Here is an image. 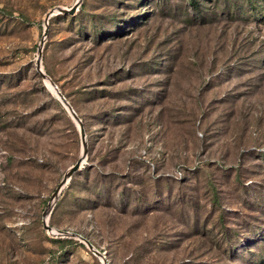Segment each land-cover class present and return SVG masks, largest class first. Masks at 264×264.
<instances>
[{"label":"rangeland","instance_id":"obj_1","mask_svg":"<svg viewBox=\"0 0 264 264\" xmlns=\"http://www.w3.org/2000/svg\"><path fill=\"white\" fill-rule=\"evenodd\" d=\"M104 262L264 264V0H0V264Z\"/></svg>","mask_w":264,"mask_h":264},{"label":"water","instance_id":"obj_2","mask_svg":"<svg viewBox=\"0 0 264 264\" xmlns=\"http://www.w3.org/2000/svg\"><path fill=\"white\" fill-rule=\"evenodd\" d=\"M80 6V2H78L74 8H72L71 10H65V9H61V8H57L56 10H53L51 11L48 15H47V18H46V23L49 22V20L54 16L56 15L55 12H57L58 14L59 13H63V14H71L73 15L76 11V9ZM47 36V32L44 33V37H43V40L40 44V47H39V51H38V55H39V58H38V63H37V70L39 72V74L41 75V77L45 80V81H48L51 86L55 89V92H56V95L58 96V98L60 99V101L62 102V104L66 107V109L69 111V113L71 114V116L76 120V122L79 124L80 126V130H81V137H82V141L84 143V146L85 145V142H86V138H85V131H84V125L81 121V119L78 117L77 113L74 111V109L72 108V106L70 105V103L67 101V99L64 97V95L60 92V90L58 89L57 85L55 84V82L43 71L42 67H41V60H42V55H43V50H44V45H45V38ZM79 167H80V162L77 163L73 168H71L67 174L65 175L63 181L61 182L59 188L57 189L56 191V194H55V197H57L62 189H64V187L67 185V183L69 182V179L74 175L75 172H77L79 170ZM48 212H46L45 216L47 215ZM45 229L51 233H54L53 229L45 224ZM60 234V236H63L64 233H58ZM68 234V233H66ZM74 236H77L79 237L81 240H83V242H85L89 248V250H91L95 255L99 256L100 258H102L103 260L105 259V257L100 253L98 252L94 246L89 242L87 241L86 239H84L82 236H79V235H74ZM105 263V262H104ZM106 264V263H105Z\"/></svg>","mask_w":264,"mask_h":264},{"label":"bare ground","instance_id":"obj_3","mask_svg":"<svg viewBox=\"0 0 264 264\" xmlns=\"http://www.w3.org/2000/svg\"><path fill=\"white\" fill-rule=\"evenodd\" d=\"M46 84L49 86V88H51V90L56 94V92H55V89L51 86V84L48 82V81H46ZM53 231H55V230H53Z\"/></svg>","mask_w":264,"mask_h":264}]
</instances>
